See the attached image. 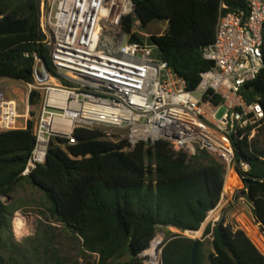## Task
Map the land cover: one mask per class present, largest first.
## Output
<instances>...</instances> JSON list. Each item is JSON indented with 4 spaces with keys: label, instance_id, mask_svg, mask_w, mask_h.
<instances>
[{
    "label": "trees",
    "instance_id": "obj_1",
    "mask_svg": "<svg viewBox=\"0 0 264 264\" xmlns=\"http://www.w3.org/2000/svg\"><path fill=\"white\" fill-rule=\"evenodd\" d=\"M133 2L134 15L124 20L130 43L148 40L156 46L160 58L190 91L214 66L203 53L215 42L220 12L242 14L245 20L250 13L246 0ZM40 5L41 0H0V79L35 84L34 69L21 70L17 65L25 54L38 55L52 68L40 28ZM136 19L143 33L155 22H167L168 29L146 39L133 33ZM262 52L264 57V37ZM242 93L246 102H260L264 108V68ZM40 101V93L33 91L29 97L33 117ZM34 125L29 121L27 129L0 133V234L10 227L4 198L27 182L44 193L51 218L81 244L84 256H97L98 264H144L140 255L151 248L159 232L166 234L162 264L193 263L196 240L185 233L200 232L220 205L226 183L223 164L204 151L193 158L176 153L165 140L153 147L140 143L130 150L126 139L113 140L102 128L79 127L74 132L76 144L55 138L46 164L24 177L35 145ZM233 144L234 168L244 184L237 198L252 204L255 223L264 231V126L251 140L234 136ZM210 235L213 250L206 256L202 241L197 264L205 259L208 264H264V254L252 239L225 220L209 226L204 238Z\"/></svg>",
    "mask_w": 264,
    "mask_h": 264
},
{
    "label": "built area",
    "instance_id": "obj_2",
    "mask_svg": "<svg viewBox=\"0 0 264 264\" xmlns=\"http://www.w3.org/2000/svg\"><path fill=\"white\" fill-rule=\"evenodd\" d=\"M246 1V20L242 14L220 12L215 42L203 53L214 66L190 91L155 57L156 46L148 40L130 43L124 20L134 15L133 0H41L40 28L52 68L48 82L39 83L34 74L36 83L28 84L30 94L40 93L41 101L35 146L23 176L46 164L55 138L76 144L79 127L105 129L113 140L126 139L130 150L165 140L174 152L190 158L204 151L230 171L236 158L233 137L251 140L264 126L263 106L246 102L242 93L264 68V0ZM133 33L150 37L137 19ZM23 57L45 64L38 55ZM30 112L29 101L21 115L18 101L0 89V132L27 129ZM145 253L140 258L149 264Z\"/></svg>",
    "mask_w": 264,
    "mask_h": 264
},
{
    "label": "rangeland",
    "instance_id": "obj_3",
    "mask_svg": "<svg viewBox=\"0 0 264 264\" xmlns=\"http://www.w3.org/2000/svg\"><path fill=\"white\" fill-rule=\"evenodd\" d=\"M167 29V22H155L144 30V34L148 36L163 35ZM155 57L160 58L159 50H155ZM2 82L8 96L18 101L20 114L24 115L30 97L28 84L12 79H4ZM2 87L0 85V89ZM39 107L40 105L36 110V115L34 117L31 115L32 119L29 121H36ZM222 114L219 118L222 117ZM20 122L25 123V120L21 119ZM122 134V131H114L113 135L120 136ZM225 171V185L232 172L239 178L240 185L230 193L224 191L220 205L213 211L212 215V212L209 214L201 229L200 236L185 234L190 238L205 242L206 256L213 250L212 236L204 238L209 226L214 228L222 220H225L226 225H230L234 229L244 230V220L248 219L260 229V226L255 223L252 204L245 198H237V192L244 188L239 174L234 167L230 171ZM4 203L8 208L7 222L10 227L0 234L2 264H98L97 256H84L81 244L67 234L57 220L51 218L49 214L50 204L41 190L25 182L17 187L10 197L4 198ZM19 215L27 219L29 226L26 236L23 237L17 232L15 223ZM174 230V233H179L178 230ZM157 239L162 241L157 248L158 258L162 264V245L166 240V234L159 232L154 241ZM261 249L264 253V248ZM145 261L150 263L151 258L147 256ZM203 264H208V261L205 259Z\"/></svg>",
    "mask_w": 264,
    "mask_h": 264
},
{
    "label": "bare ground",
    "instance_id": "obj_4",
    "mask_svg": "<svg viewBox=\"0 0 264 264\" xmlns=\"http://www.w3.org/2000/svg\"><path fill=\"white\" fill-rule=\"evenodd\" d=\"M240 185L239 178L233 172L230 174L227 184L225 185V192L230 193L236 187ZM213 213H211L212 215ZM16 228L19 235L26 236L28 232V221L23 216L19 215L16 218ZM244 230L246 231L247 235L252 239V241L256 244V246L260 249L263 253L261 248H264V235L261 234L260 229L258 226L253 224L250 220H244ZM201 231L196 233V236H200ZM161 239H157L152 243V248L146 252V256L151 258V262L149 264H160V260L157 254V248L160 244ZM264 254V253H263Z\"/></svg>",
    "mask_w": 264,
    "mask_h": 264
},
{
    "label": "water",
    "instance_id": "obj_5",
    "mask_svg": "<svg viewBox=\"0 0 264 264\" xmlns=\"http://www.w3.org/2000/svg\"><path fill=\"white\" fill-rule=\"evenodd\" d=\"M17 65H18V67L21 70L22 69L34 68V74H35V77H36V79L38 80L39 83H46V82L49 81V72H50V70H49V67L46 64L38 63V64L35 65V62H34L33 58L21 57V58H19V60L17 62ZM142 221L145 224H147V225H149L151 227L155 226V223L153 221H151V220H146V219L143 218ZM219 232L221 233V229H219ZM260 232H261L262 235H264V231L262 230L261 227H260ZM191 233L196 235V233H198V232H191ZM195 240H196V242H195V247H194V250H193V263L192 264H197V253H198L199 245L202 242V240H200V239H195Z\"/></svg>",
    "mask_w": 264,
    "mask_h": 264
},
{
    "label": "crops",
    "instance_id": "obj_6",
    "mask_svg": "<svg viewBox=\"0 0 264 264\" xmlns=\"http://www.w3.org/2000/svg\"><path fill=\"white\" fill-rule=\"evenodd\" d=\"M4 79L0 80V85L3 86L2 88L5 89V85L4 83L2 82ZM174 229H172L171 231L173 232ZM175 231V230H174Z\"/></svg>",
    "mask_w": 264,
    "mask_h": 264
}]
</instances>
